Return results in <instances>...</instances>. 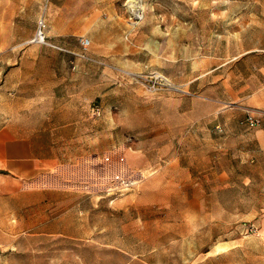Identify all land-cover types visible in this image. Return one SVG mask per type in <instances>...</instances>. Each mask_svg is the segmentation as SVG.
I'll use <instances>...</instances> for the list:
<instances>
[{"label":"rangeland","instance_id":"obj_1","mask_svg":"<svg viewBox=\"0 0 264 264\" xmlns=\"http://www.w3.org/2000/svg\"><path fill=\"white\" fill-rule=\"evenodd\" d=\"M127 1L0 0V122L6 97L14 95L3 91V80L17 63L30 75L24 81L28 89L45 81L67 94L79 89L81 97L90 99L81 125L82 149L75 152L81 161L34 183L73 195L75 237H81V203L92 207L98 201L103 241L133 239L136 251L149 248L151 264H264L262 166L251 163L250 155L228 160L217 145L213 151H175L157 144L174 123L185 131L195 125L190 98L200 96V82L213 80L220 95L218 79L229 72L237 90L245 84L235 78L238 73L244 77L251 65L264 61V52L243 54L264 47V0H142L140 18L130 15ZM37 34L43 40L36 41ZM80 39L89 45L84 48ZM168 97L184 99L174 106ZM92 105L100 107V117H91ZM218 118H213L215 127L222 126ZM132 151L150 163L163 157H214L213 173L222 179L215 178L213 212L204 229L183 230L180 213L137 205L140 181L121 187L135 179L121 167L122 152ZM156 169L152 165L150 172ZM126 200L137 205L128 213ZM186 233L189 244L183 241ZM23 239L11 264H142L60 236Z\"/></svg>","mask_w":264,"mask_h":264},{"label":"crops","instance_id":"obj_2","mask_svg":"<svg viewBox=\"0 0 264 264\" xmlns=\"http://www.w3.org/2000/svg\"><path fill=\"white\" fill-rule=\"evenodd\" d=\"M254 51L264 52V47L244 50L243 54ZM225 64L229 62L223 66ZM242 65L245 64L237 62L238 67ZM59 66L65 67L66 63L61 62ZM25 68L22 63L13 65L2 84L3 91H14V95L6 97L7 104L2 107L0 122V264H11V254L19 255L17 250L23 245L25 235L60 236L81 241L90 248L111 249L127 260L151 264L149 248L136 251L133 239L123 241L114 237L103 241L98 201H94L92 207L81 203V237H75L72 233L73 195L34 184L41 175L52 176L53 171L68 167L77 159L81 161V155L75 157V152L82 149L81 125L90 99L81 97L79 89L67 94L47 81L37 84L34 90L28 89L24 81L30 75L23 72ZM249 71L244 77L239 73L235 77L239 82L245 81L243 86H237V90L230 84V73L223 72L218 79L220 95L217 93L219 86L215 87L213 80L208 81L209 72H206L205 83L200 82V96L190 98L189 114L195 119V125L185 131L180 123H174L165 130L157 143L158 148L213 151L217 145L226 159L241 160L250 155V162H257L264 170V61L251 65ZM168 99V104L176 106L184 97ZM180 112L177 115L181 116ZM246 113L260 118L257 128L249 129L239 124ZM215 116H219L222 126H214ZM246 147H250L249 150ZM138 154L136 151L122 152L121 161L125 174L141 183L143 192L137 205H157L162 214L167 210L180 213L184 217L183 230L204 229L209 222L208 215L213 212L215 178L222 179V174L213 173L214 157H163L157 163H150L152 161L140 158ZM152 165L157 169L151 173ZM197 165L204 168H194ZM125 203L126 213L137 206L134 200ZM68 216L70 222H66ZM51 227L55 231H50ZM187 240H190V234L186 233L184 244L191 242ZM211 243L209 240L200 245ZM146 245L149 242L142 241V246Z\"/></svg>","mask_w":264,"mask_h":264},{"label":"built area","instance_id":"obj_3","mask_svg":"<svg viewBox=\"0 0 264 264\" xmlns=\"http://www.w3.org/2000/svg\"><path fill=\"white\" fill-rule=\"evenodd\" d=\"M40 34V33H39ZM80 45H82L84 48H86L89 45L88 40H81L80 39ZM167 82V81H166ZM91 117L98 118L101 116V109L97 105H92L89 109ZM241 126L249 128V129H254L257 128L260 125V118L253 116L250 113H246L244 118L240 121L239 123ZM217 130L220 132V129L217 128ZM138 180H133L130 179L129 181H124L121 185V187L128 188L132 187L136 184H138Z\"/></svg>","mask_w":264,"mask_h":264},{"label":"bare ground","instance_id":"obj_4","mask_svg":"<svg viewBox=\"0 0 264 264\" xmlns=\"http://www.w3.org/2000/svg\"><path fill=\"white\" fill-rule=\"evenodd\" d=\"M127 4H129V13L134 18H140L141 17V11H142V0H128ZM41 34V33H40ZM43 40V38L37 34L36 35V41Z\"/></svg>","mask_w":264,"mask_h":264}]
</instances>
